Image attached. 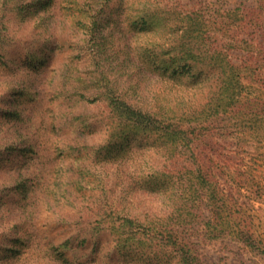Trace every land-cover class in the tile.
I'll use <instances>...</instances> for the list:
<instances>
[{
  "label": "rangeland",
  "instance_id": "rangeland-1",
  "mask_svg": "<svg viewBox=\"0 0 264 264\" xmlns=\"http://www.w3.org/2000/svg\"><path fill=\"white\" fill-rule=\"evenodd\" d=\"M105 1L108 13H93L101 71L80 83V67L88 62H78L82 42L71 37V28L81 15L65 5L54 8V0L36 14L35 0H0V147L7 145L0 149V264H145L146 255L123 256L109 234V217L118 215L110 205L134 215L149 201L160 203L140 184L169 165L162 156L166 139L133 117L110 113L105 88L113 79V94L121 92L131 107L202 109L206 89L189 100L170 71L153 70L154 58L180 41L173 29L191 13L209 29V41L219 40L241 64L250 85L264 86V0H179L176 15L169 7L176 0H161L156 15L146 13L156 20L151 27H144L137 0ZM26 4L28 16L21 11ZM235 141L228 137L224 145ZM249 151L262 194L248 201V219L260 242L253 247L191 235L202 264H264V139ZM128 230V249L140 239L147 247L146 234L133 237Z\"/></svg>",
  "mask_w": 264,
  "mask_h": 264
},
{
  "label": "trees",
  "instance_id": "trees-1",
  "mask_svg": "<svg viewBox=\"0 0 264 264\" xmlns=\"http://www.w3.org/2000/svg\"><path fill=\"white\" fill-rule=\"evenodd\" d=\"M44 3L46 0H35V14L46 10L42 7ZM137 3L143 9V15L139 17L143 19L144 27H151L156 20L150 22L151 17L146 13L153 9V15H156L161 0H137ZM52 4L54 8L65 5L64 8L75 9L77 15H81L73 20L71 37L82 42V57L78 62H88L79 72L82 76L78 82L84 83L88 73L101 71L100 44L95 43L94 33L98 19L93 13L100 8L106 15L108 3L105 0H54ZM179 4L176 0L169 7L175 10ZM23 7L21 11L28 16L27 4ZM122 7L123 4L118 10ZM190 15L189 20L173 29L180 41L169 52L165 50L162 57H153V70L170 71L168 77L174 83L184 85L189 100H194L206 89L202 109L174 111L167 108L160 111L159 104L131 107L123 100L121 92L113 94L118 90L113 79H107L105 88L110 113L133 117L136 122L150 126L158 140L166 139L162 156L169 165L166 169L152 170L146 183L140 184L150 189L149 193L161 197L162 200L157 199L160 203L149 201L147 209L135 208L134 215L110 205V211H116L118 215L109 217L111 226L108 225V230L115 236L108 233L120 243L123 256L146 255L145 264H202L191 235L210 240L230 237L253 247L260 242L248 219V211L249 200L261 197V181L255 161L247 159V155L252 143L264 139V86L261 89L251 86V79L247 80L241 64L230 60L219 40L209 41V29L196 22L199 15L195 12ZM78 26L83 27V33L78 32ZM172 112L177 115L169 117ZM163 123H166L165 127L161 128ZM228 137L236 139L234 147L224 145ZM247 137L250 139L244 140ZM6 146L0 149L6 150ZM140 185L139 189L142 188ZM119 211L124 213L119 216ZM118 221L119 225L116 224ZM127 230L134 231L131 232L133 237L146 234L147 247L140 239L128 249ZM160 253L164 256L159 257Z\"/></svg>",
  "mask_w": 264,
  "mask_h": 264
}]
</instances>
